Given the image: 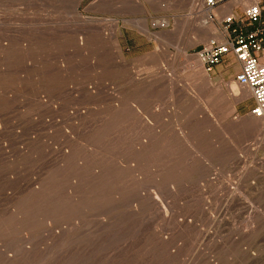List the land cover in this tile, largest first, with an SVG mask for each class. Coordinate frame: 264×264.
Segmentation results:
<instances>
[{"label":"rangeland","instance_id":"obj_1","mask_svg":"<svg viewBox=\"0 0 264 264\" xmlns=\"http://www.w3.org/2000/svg\"><path fill=\"white\" fill-rule=\"evenodd\" d=\"M206 15L0 0V264H264V119L229 91L233 56L198 61L221 27Z\"/></svg>","mask_w":264,"mask_h":264},{"label":"built area","instance_id":"obj_2","mask_svg":"<svg viewBox=\"0 0 264 264\" xmlns=\"http://www.w3.org/2000/svg\"><path fill=\"white\" fill-rule=\"evenodd\" d=\"M231 0H202L210 21L216 11ZM240 15L221 17L219 35L210 39L196 54L206 72L231 55L238 64L234 82L249 90L253 107L249 115L264 119V0H236ZM241 2H247L242 4Z\"/></svg>","mask_w":264,"mask_h":264},{"label":"bare ground","instance_id":"obj_3","mask_svg":"<svg viewBox=\"0 0 264 264\" xmlns=\"http://www.w3.org/2000/svg\"><path fill=\"white\" fill-rule=\"evenodd\" d=\"M109 2H110V1H109ZM200 11H201V10H200ZM206 16H207V15H206ZM71 20H72V19H71ZM79 24H81V23H79ZM79 24H78V21H77V25H79ZM82 24H83V23H82ZM71 25H73V24H71ZM74 25H75V24H74ZM164 25H165V24H164ZM66 26H69V25H66ZM98 26H99V25H98ZM109 26H110V25H109ZM111 26H112V25H111ZM52 27H53V26H52ZM63 27H64V26H63ZM86 28H87V27H86ZM89 28H90V27H89ZM89 28H88V29H89ZM97 28H98V27H97ZM47 29H48V28H47ZM51 29H52V28H51ZM59 29H60V28H59ZM61 29H62V28H61ZM63 29L65 30V28H63ZM91 29H92V27H91ZM95 29H96V28H95ZM95 29H94V30H95ZM98 29H99V28H98ZM64 30H63V31H64ZM70 30H71V29H70ZM70 30H69V31H70ZM72 30H73V29H72ZM72 30H71V31H72ZM79 30H82V29H79ZM67 31H68V29H67ZM82 31H83V30H82ZM86 31H87V30H86ZM99 31H100V30H99ZM76 32H79V31H76ZM89 32H90V31H89ZM39 33H40V31H39ZM57 33H58V32H57ZM99 33H100V32H99ZM40 34H41V33H40ZM84 34H85V33H84ZM48 35H49V34H48ZM82 35H83V34H82ZM218 35H219V34H218ZM218 35H217V36H218ZM102 36H103V35H102ZM10 41H11V40H10ZM118 48H119V47H118ZM202 82H203V81H202ZM197 83H198V82H197ZM235 84H236V83H235ZM235 84H232L231 87H230V85H229V87H230V88H229V91H230L231 95H232V96L236 99V101H237L238 99L243 98V97L245 96V93L242 92V91L238 88L239 85L237 86V84H236V85H235ZM240 87H241V86H240ZM248 91H249V90H248ZM228 93H229V92H228ZM249 93H250V92H249ZM91 98H92V97H91ZM245 98H246V97H245ZM106 102H107V101H106ZM136 106H137V105H136ZM137 108H138V107H137ZM136 110H138V109H136ZM97 111H98V110H96V112H97ZM135 112H136V111H135ZM79 113H80V112H79ZM104 113H105V112H104ZM104 113H103V114H104ZM88 114H89V113H88ZM105 114H106V113H105ZM137 114H138V113H137ZM140 114H141V113H140ZM85 115H86V114H85ZM106 116H107V115H106ZM81 117H82V116H81ZM101 117H102V116H101ZM68 118H69V117H68ZM104 118H106V117H104ZM100 119H101V118H100ZM89 123H90V122H89ZM93 124H94V123H93ZM93 124H92V125H93ZM86 125H87V124H86ZM78 127H79V126H78ZM78 127H77V128H78ZM90 127H93V126H90ZM90 127H89V128H90ZM253 127H254V126H253ZM261 127H262V126H261ZM261 127H260V128H261ZM258 128H259V127H258ZM258 128H257V129H258ZM87 129H88V128H87ZM95 129H96V128H95ZM257 129H256V130H257ZM90 130H91V129H90ZM90 130H89V131H90ZM92 131H93V130H92ZM97 131H98V130H97ZM258 131H259V130H258ZM67 133H68V132H67ZM79 133L81 134L80 131H79ZM83 134H86V133H83ZM76 135H79V134L77 133ZM92 135H93V134H92ZM80 136H81V135H80ZM90 138H91V137H89V139H90ZM93 138H94V136H93ZM144 139H146V138H144ZM64 140H65V138H64ZM73 140H74V139H73ZM56 142H57V141H56ZM70 142H71V141H70ZM86 142H87V141H86ZM98 142H99V141H98ZM102 142H103V141H102ZM63 143H64V142H63ZM79 143H80V142H79ZM90 143H91V142H90ZM145 143H146V142H145ZM56 144H57V143H56ZM77 144H78V143H77ZM95 144H96V143H95ZM62 145H63V144H62ZM79 145H80V144H79ZM79 145H78V146H79ZM147 145H149V144H147ZM75 146H77V145H75ZM83 146H84V145H82V147H83ZM99 146H100V145H99ZM68 147H69V146H68ZM73 147H74V146H73ZM79 147H80V146H79ZM137 147H138V146H137ZM146 147H147V146H146ZM146 147H145V148H146ZM59 148H60V146H59ZM74 148H75V147H74ZM77 148H78V147H77ZM86 148H87V147H86ZM88 148H89V147H88ZM98 148H99V147H98ZM98 148H97V150H98ZM63 149H64V148H63ZM70 149H72V147H71ZM72 150H73V149H72ZM74 150H75V149H74ZM61 151L63 152V150H61ZM78 151H80V150H78ZM82 151H83V150H82ZM82 151H81V152H82ZM139 151H140V149H139ZM56 152H57V151H56ZM59 152H60V151H59ZM62 152H61V154L65 153V152H63V153H62ZM66 152H67V151H66ZM70 152H71V154H69V155L66 154V155H67L69 158H70V157L73 158L75 154L72 155V153H74V151L72 152V151L70 150ZM87 152H88V151H87ZM93 152L95 153L96 151H92V153H93ZM79 153H80V152H79ZM137 153H138V152H137ZM137 153H135V154H137ZM55 154H56V153H55ZM77 154H78V153H77ZM139 154H140V153H139ZM56 155H57V154H56ZM66 155L64 156V157H65L64 160H66V158H67ZM70 155H71V156H70ZM78 155H79V154H78ZM83 155H84V153H83ZM83 155H81V156H83ZM93 155H94V154H93ZM93 155L91 154V156H93ZM62 156H63V155H62ZM62 156H61V157H62ZM72 156H73V157H72ZM88 156H89V153H88ZM91 156H90V157H91ZM94 156H95V155H94ZM96 156H98V155H96ZM133 156H134V155H133ZM136 156H137V155H136ZM105 157H106V156H105ZM53 158H54V157H53ZM58 158H59V157H58ZM86 158H87V156H86ZM93 158H95V157H92V160H93ZM131 158H132V157H131ZM55 159H56V158H55ZM60 159H62V158H60ZM60 159H59V160H60ZM67 159H68V158H67ZM107 159H108V158H107ZM133 159H134V158H133ZM133 159H132V160H133ZM136 159H137V158H136ZM73 160H74V159H73ZM84 160H85V159H84ZM87 160H89V159L87 158ZM97 160H99V159H97ZM103 160H104V159H103ZM137 160H138V159H137ZM62 161H63V159H62ZM68 161H69V160H68ZM85 161H86V160H85ZM85 161H83L82 165L80 164V166H82V168L84 167V164L87 163V161H86V162H85ZM90 161H91V160H90ZM55 162H56V161H55ZM78 162H79V161H78ZM81 162H82V161H81ZM105 162H106V161H105ZM105 162H103V163H105ZM131 162H132V161H131ZM69 163H71V162H69ZM73 163H74V161H73ZM75 163H76V162H75ZM99 163H101V162H99ZM99 163H98V164H99ZM109 163H111V162H109ZM116 163H117V162H116ZM133 163H134V162H133ZM58 164H60V163H58ZM63 164H64V161H63ZM67 164H68V163H67ZM98 164H97V165H98ZM56 165H57V163H56ZM68 165H69V164H68ZM71 165H72V164H71ZM71 165H70L69 167H71ZM74 165H76V164H74ZM85 165H86V164H85ZM93 165H94V163H93ZM102 165H103V164H102ZM118 165H119V164H118ZM131 165H132V163H131ZM58 166H59V165H58ZM58 166H57V167H58ZM80 166H79V168H77V167H76V168H77V169H80ZM98 166H99V165H98ZM103 166H104V165H103ZM103 166H102V167H103ZM61 167H62V166H61ZM87 167H88V166H87ZM94 167H95V166H94ZM100 167H101V166H100ZM111 167H112V166H111ZM111 167H110V168H111ZM84 168H86V167H84ZM84 168H83V169H84ZM97 168H98V167H97ZM131 168H132V167H131ZM131 168H130V169H131ZM138 168H140V167H138ZM60 169H62V168H60ZM66 169H67V168H66ZM94 169H95V168H94ZM105 169H106V168H105ZM112 169H113V168H112ZM58 170H59V169H58ZM67 170H68V169H67ZM87 170H88V169H87ZM114 170H115V169H114ZM116 170H117V169H116ZM136 170H137V168H136ZM65 171H66V170H65ZM95 171H97V170H95ZM130 171H131V170H130ZM133 171H135V170H133ZM71 172H72V170H71ZM73 172H74V171H73ZM75 172H76V170H75ZM79 172H80V171H79ZM84 172H85V169H84ZM84 172H83V173H84ZM99 172H100V171H99ZM101 172H104V170H103V171L101 170ZM110 172H111V171H110ZM69 173H70V172H69ZM115 173H117V172H115ZM73 174H74V173H73ZM78 174H79V173H78ZM85 174H86V173H85ZM90 174H91V173H90ZM90 174H88V175H90ZM105 174H106V173H105ZM120 174H121V172H120ZM129 174H130V173H129ZM88 175H87V176H88ZM100 175H101V174H100ZM114 175H115V174H114ZM132 175H133V173H132ZM4 176H5V175H4ZM95 176H96V175H94V177H95ZM133 177H134V176H133ZM133 177H132V178H133ZM135 177H136V176H135ZM83 178L85 179V176H84V175H83ZM90 178H91V176L89 177V179H90ZM97 178H98V177H97ZM103 178H104V176H103ZM84 179H83V180H84ZM134 179H135V178H134ZM69 180H70V179H69ZM71 180H72V179H71ZM83 180L81 179L80 182H82ZM138 180H139V179H138ZM170 180H171V179H170ZM15 181H16V180H15ZM91 181H92V180H91ZM135 181H136V180H135ZM75 182H76V181H75ZM92 182H93V181H92ZM104 182H105V181H104ZM174 182H175V181H174ZM174 182H171V181H170V183H171L172 185L174 184ZM10 183H11V182H10ZM96 183H97V182H96ZM98 183H99V182H98ZM102 183H103V182H102ZM102 183H101V184H102ZM109 183H110V181H109ZM167 183H168V180H167ZM107 184H108V183H107ZM87 185H88V184H87ZM108 185H109V184H108ZM136 185H137V184H136ZM172 185H171V186H172ZM68 187H69V186H68ZM90 188H91V187H90ZM106 188H107V187H106ZM172 188H173V191H174V187H172ZM116 189H117V188H116ZM24 190H25V189H24ZM72 190H73V189H72ZM81 190H82V189H81ZM112 190H113V189H112ZM166 190H167V189H166ZM109 191H110V190H109ZM162 191H163V190H162ZM112 192H113V191H112ZM74 193H75V192H74ZM74 193H73V194H74ZM104 193H105V192H104ZM174 193H175V192H174ZM66 194H67V193H66ZM75 194H76V193H75ZM166 194H168V193H166ZM110 196H111V195H110ZM123 196H124V195H123ZM125 196H126V195H125ZM137 196H138V195H137ZM167 196H168V195H167ZM69 197H71V196H69ZM69 197H68V198H69ZM74 197H75V196H74ZM86 197H87V196H86ZM117 197H118V196H116V198H117ZM121 197H122V196H121ZM121 197H120V198H121ZM126 197H127V196H126ZM132 197H133V196H131V198H132ZM66 198H67V197H66ZM77 198H78V197H77ZM77 198H76V199H77ZM112 198H113V197H112ZM142 198H143V197H142ZM76 199H74V200H76ZM136 199H137V198H136ZM136 199H134V200H136ZM140 199H141V198H140ZM66 200H67V199H66ZM127 200H128V198H127ZM129 200H130V198H129ZM131 200H133V199H131ZM72 201H73V200H72ZM125 201H126V200H125ZM169 201H170V200H169ZM74 202H75V201H74ZM132 202H133V201H132ZM140 202H141V201H140ZM80 203H81V202H80ZM101 203H102V202H101ZM102 204H103V203H102ZM160 204H161V203H160ZM161 207H162V206H161ZM172 208H173V207H172ZM162 209H163V215H164V217H165V216L167 217V215H168L167 210L164 209V208H162ZM131 210H132V209H131ZM133 211H134V210H133ZM119 213H120V212H119ZM123 213H124V212H123ZM200 213L202 214L203 211L200 212ZM131 215H132V214H131ZM198 215H199V214H198ZM121 216H122V215H121ZM124 216H125V215H124ZM202 216H203V215H202ZM79 217H80V216H79ZM204 217H205V216H203V218H204ZM74 218H75V217H74ZM81 218H82V217H81ZM186 218H187V217H186ZM186 218H185V219H186ZM188 218H190V219L192 220V224H191V225L189 224V225L192 226L193 229H194V227L196 226L195 224H196L197 221H201V220H203V219H200V218L198 219L197 216H196V212H194V211H191V212H190V215H189ZM201 218H202V217H201ZM75 219H76V218H75ZM180 219H181V218H180ZM180 219H179V220H180ZM207 219H208V218H207ZM207 219H206V220H207ZM103 220H104V219H103ZM191 220H190V221H191ZM76 221H77V220H76ZM180 221H182V220H180ZM180 221H179V223H180ZM98 222H99V221H98ZM103 222H104V221H103ZM182 222H183V221H182ZM184 222H187V221L185 220ZM105 223H106V222H105ZM174 223H175V221H174ZM190 223H191V222H190ZM125 224H126V223H125ZM180 225H181V223H180ZM183 225H184V224H183ZM99 226H100V225H99ZM184 226H185V225H184ZM101 227H102V225H101ZM155 227H156V226H155ZM179 227H180V226H179ZM182 227H183V226H182ZM99 228H100V227H99ZM189 228H190V227H189ZM112 229H113V228H112ZM171 229H172V228H170V230H171ZM83 230H84V229H83ZM97 230H99V229H97ZM180 230H181V228L179 229V232H180ZM115 231H116V230H115ZM188 231H189V230H188ZM192 231H193V230H192ZM192 231H191V232H192ZM123 232H124V231H123ZM154 232H155V231H154ZM176 232H177V231H175V233H176ZM80 233H81V231H80ZM82 233H83V232H82ZM78 235H79V234H78ZM145 235H146V234H145ZM145 235H144V236H145ZM81 236H82V234H81ZM169 236H170V235H169ZM172 238H173V237H172ZM71 239H72V238H71ZM158 239H159V238H158ZM72 240H73V239H72ZM84 242H85V241H84ZM168 243H169V242H168ZM133 244H134V243H133ZM97 245H98V244H97ZM127 245H128V244H127ZM105 246H106V245H105ZM157 246H159V244H158ZM73 248H74V247H73ZM78 248H79V247H78ZM105 249H106V248H105ZM72 250H74V249H72ZM107 250H108V249H107ZM107 250H106V251H107ZM106 251H105V252H106ZM108 251H109V250H108ZM108 251H107V253H109ZM68 252H69V251H68ZM70 252H71V250H70ZM77 252H78V251H77ZM78 253H79V252H78ZM107 253H106V254H107ZM82 254H83V253H82ZM67 255H68V254H67ZM96 255H97V254H96ZM103 255H104V254H103ZM102 257H104V256H102ZM105 257H106V256H105ZM72 258H73V257H72ZM77 258H78V257H77ZM94 261H95V260H94ZM113 261H114V260H113ZM110 262H111V261H110ZM115 262H116V261H115ZM118 262H119V261H118ZM71 263H72V262H71ZM114 264H115V263H114ZM118 264H119V263H118Z\"/></svg>","mask_w":264,"mask_h":264},{"label":"crops","instance_id":"obj_4","mask_svg":"<svg viewBox=\"0 0 264 264\" xmlns=\"http://www.w3.org/2000/svg\"><path fill=\"white\" fill-rule=\"evenodd\" d=\"M237 3L238 2L236 0L228 1L223 7H221L216 11L217 15H219V17H222L230 12L234 13L235 15H240L241 11L236 9ZM241 3L245 5L247 2H241ZM262 61L264 60L262 59Z\"/></svg>","mask_w":264,"mask_h":264}]
</instances>
